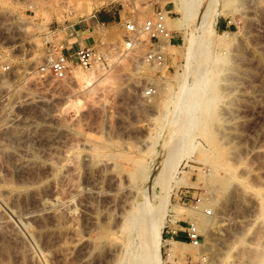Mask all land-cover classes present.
I'll return each instance as SVG.
<instances>
[{
	"label": "rangeland",
	"instance_id": "1",
	"mask_svg": "<svg viewBox=\"0 0 264 264\" xmlns=\"http://www.w3.org/2000/svg\"><path fill=\"white\" fill-rule=\"evenodd\" d=\"M179 4V0H0V161L17 169V153L28 150L34 160L43 155L42 150H49L55 157V171L40 184L41 194H58L72 207L53 237L64 241L62 244L80 241L67 256L60 248H51L46 262L42 253L47 251L43 243L48 235L43 233V242L35 243L27 234L37 230L35 221L28 220L26 231L8 213L10 221L0 226L2 264H22L23 260V264H73L84 251L89 264L106 260L115 264L121 259L130 264L134 254L148 248V241L147 236L142 238L144 242L137 238L135 230L119 229L123 217L131 215L122 200L131 191L130 203L136 209L137 202L145 200V189L157 196L154 205L162 207L167 194L168 202L160 214L163 239L159 250H146L144 264H154L157 256L158 264H264V257L259 259L261 263L253 260L256 253L264 252L260 209L264 204V0H199L191 19H184ZM160 9L169 13L167 23L175 37L165 68L145 59L146 35L132 49L124 45L125 23H142ZM213 12H218L214 30L203 32ZM94 14L101 22L100 39L107 45L103 48L107 61L90 70L75 66L65 78L44 73L41 66L63 46L68 26L91 22L92 17L96 19ZM220 22L229 26L219 28ZM193 38L195 42L203 38L210 50L203 57H193L197 72L184 75ZM222 38L226 43H221ZM213 53L221 58L218 95L209 128L203 130L199 124L183 138V145L191 149L188 152L182 145L175 146L180 142L181 122L171 129L167 117L176 115L178 109L186 110L193 101L178 108L171 100L177 91L176 96L181 95L179 86L192 85L198 71L210 66L207 63ZM80 71H93V80L80 79ZM166 83L169 86L164 91ZM149 89L151 94H147ZM200 112L196 109L194 116ZM170 138L165 147V139ZM172 148L174 152L168 153ZM207 154L215 162H205L203 155ZM168 162L174 164L170 174H159ZM101 171L105 172L102 178L98 176ZM208 176L213 178L212 188L205 181ZM96 180L103 191L112 190L111 196L97 198L87 192ZM2 186L12 190L10 195L17 198L22 210L30 206V186ZM86 200L94 202L97 226H89L83 211ZM203 219L211 220V227ZM189 222L200 226L199 246L185 238L182 229Z\"/></svg>",
	"mask_w": 264,
	"mask_h": 264
},
{
	"label": "bare ground",
	"instance_id": "2",
	"mask_svg": "<svg viewBox=\"0 0 264 264\" xmlns=\"http://www.w3.org/2000/svg\"><path fill=\"white\" fill-rule=\"evenodd\" d=\"M179 1H180V4H179L180 5V11L182 12L184 19H191V17H192L191 14L195 11V9H194L195 8V5L197 4V2L199 0H179ZM212 1H216V0H212ZM196 8H197V6H196ZM225 11L228 12L227 10H225ZM217 15H218V12H213L212 18H211L210 22L207 25L204 26V29L202 30L203 32L206 31V30H208L210 32V34H211V32L214 30V25L217 22V17H218ZM237 35L238 34H232V36H235V37ZM141 36H143V35H141ZM14 42L17 43L18 42V39L17 40L15 39ZM15 43H13V44H15ZM221 43H226V40L222 38ZM188 46L189 47L192 46V50L189 53V55H187V62L188 63H187V66H186V70L184 72V75L185 74L186 75L187 74H190V72H192V71H196L197 72L198 69L196 68V66L193 63H191L193 57L195 55H198V54L200 55V56L198 55L199 57H203L204 54H206V52L210 50V46L208 44H205V42L203 41V38H198L196 40V42H195V39L193 38V41L192 42L190 41V43H189ZM214 50H215V48H214ZM220 59L221 58H219L217 54H214L213 53V55L211 57V61L209 60L208 61L209 63H207V65L210 64V66L208 65V67H206L205 69H202V70L198 71V73H199L198 78L196 77V80H194V83H192V85L185 86V85H182L181 84L182 86L181 87L179 86L181 95L178 96L179 93L177 91L176 92V93H178L177 96H176V93H175V99L171 100V102L174 105V107H178V108L179 107L182 108V107L188 105L189 104V100H190V102L191 101L194 102V103L192 102L190 106L188 105L189 107L187 106L188 108L186 110L184 109L182 111L181 109H178L179 112H177V110H176V113L177 114L176 115L173 114L172 117L169 116L170 119H168V117H167V120H168V123L167 124H169V126H170L171 129L174 128V126L176 125L175 124L176 122H178V121L181 122V124H179L180 122L178 123L179 125H181V128H180L179 133H177V136L179 135V139H180L179 141L180 142H178V143L176 142L175 143V146H178V145H182L184 147L187 146V145H183V143L185 142L184 141L185 139L183 140V138L188 137V135L191 133V131H193L199 124L202 125V128L201 129H203V130H205L206 128H209V122L211 120V116L210 115L212 114L211 113L212 112L211 110L214 109L215 99H216V96L218 95L217 90H216V88H217L216 87V83H217V77H218L219 73L221 72V69H220V67L218 65V63H219L218 61ZM198 62H199V60H198ZM81 73L82 72L80 71V74ZM77 76H79V74H77ZM93 77H94V72L92 71V72H89V73H83V74H81L80 79L82 78L87 83H90L93 80ZM182 80L180 82H182ZM168 86H169V84L166 83L165 86L163 87V90L166 91V89H167ZM193 89H196L197 90L196 92L194 91V94L195 95L192 92ZM28 94H29V92H28ZM28 94H27V96H29ZM160 95H161V93H160ZM24 97H25V95H24ZM198 108H200L201 112H200V114H198V116H197V114H196V116H194V111L196 109H198ZM168 113L169 112L167 110V112H165L164 115H167ZM156 117L158 118V116H156ZM229 117H230V115H229ZM18 120H19V118H18ZM167 120H166V122H167ZM9 122H11V121H9ZM227 128H229V127H227ZM205 132H207V130ZM168 135H169V133H168ZM175 135L173 136L174 139L176 137ZM209 137L211 139V136H209ZM188 140L189 139H187V141ZM170 141H171V138H170V140L168 139L167 141L165 139V142L166 143H164L163 141L162 142L166 145L165 147H167L168 146V143H170ZM155 142H157V141H155ZM188 143H189V141H188ZM19 146H20V144L18 145V147L16 146V148H19ZM22 146L24 147V145H22ZM189 146H191V144L188 145V147ZM171 147H173V145H171ZM28 148L30 149V147H28ZM177 148L179 149V147H177ZM190 148H192V147H190ZM193 148H194V146H193ZM21 149L22 148H20V150ZM167 149H169V148H167ZM183 149L185 150L186 147L183 148ZM26 150H27V148H26ZM31 150H32V148H31ZM40 150H42V149H40ZM188 150H191V149L188 148ZM188 150L186 149V151H188ZM47 151H46V149L45 150H42L43 155H41V156L40 155L39 156L37 155V157L34 160H32L28 156V154H27L28 150H27V152L22 151V153H17V154L15 153L16 155H18V157H19L18 160L20 161V163L17 166V169H13L14 168L13 166H12L13 168L10 167L12 164L9 166L8 164L4 163L3 159H2V161H0V183L2 185H5V186L8 185V186H10V185L13 184V185L19 186L18 188H20V186L22 188L23 185H28V187L30 186L29 188H32V192L30 193V195H31V204H30V206L26 210H22L20 208V206H18L17 198L10 195V193H12L11 192L12 190H9L8 188H3L4 186H2V185H1L2 187L0 186V226L2 225V223H6V222H9L10 221V220L8 221V219H10V216H9L8 213H10L13 217H15L17 219L18 223L25 230H26V228L29 225L28 220L29 219H33L35 221V227L37 228V230L36 231H31V232H28L27 230L26 231H27V234L32 238V240L35 243H38V242L40 243V241L43 242V235H45V234L48 235L46 237V239H45L47 243L46 242L43 243L44 245H46L45 248H46L47 251L44 252V253H42V256H43V258H44V260L46 262H47V259H48V256H49V252H50L49 250L51 248H53V247L56 246L57 248H60L61 253L64 252L63 254L67 256V255H71L76 250V248L79 246V244H80V241H76V240H72V241H70V243L68 242L69 244H62L64 241L61 240L62 241V243H61V241H60L59 238L53 237L55 235L54 234V231L56 230V227H58L63 222L64 217L66 216L67 213H69V211L71 210L72 207L69 205V203L67 201H64V199L63 200L60 199L59 196H58V194H55V193H52V194H49V195L48 194L47 195H42L41 194V192H44V191L43 190H40V184H42L43 182H45V180H47L49 174H51V176H52L53 171H55V164H54L55 161L52 160V159H55V157L52 156L53 157L52 158L51 157V154H50V151L49 150H47ZM202 151H203V149H202ZM169 152H174V148H172L171 150H168V153ZM0 153H1V151H0ZM32 153H33V151H32ZM34 153H35V150H34ZM199 153L200 152H198V154ZM160 155H162V154H160ZM0 156H1V154H0ZM10 156H11V153H10ZM209 156H210L209 154H207V156H205V157L203 155V158H204L205 162L208 159H211V158H208ZM32 157H33V155H32ZM5 161L7 162V159ZM165 161L167 162V159L166 158H165ZM211 161H214L215 162V160H212V159H211ZM7 163L10 164L12 162H9L8 161ZM224 163H225V161H224ZM173 165H170V162L163 164L162 165L163 167L161 166L162 168L159 167V168H161V170L159 171L160 172L159 174H163V173L164 174H166V173L167 174H170L169 173L170 166H173ZM229 166L232 167V165H229ZM56 167H58V166H56ZM214 168H215V166H214ZM232 168L234 170V167H232ZM171 169H172V167H171ZM223 169H224V167H223ZM146 172H145V174H146ZM104 173L105 172H102L101 171L100 173H98V176L100 178H102L103 175H104ZM167 174H166V176H167ZM147 177L150 178V179L152 178V176H150V177L147 176ZM224 178H226V180H227V175ZM232 179H233V177H232ZM141 181H143V180H141ZM205 181H207L208 185H210V187L212 188L213 178L208 176ZM227 181H229V180H227ZM51 182H52V180H51ZM131 182H133V181H131ZM100 183H101L100 181L96 180L92 184V187L90 189H88L87 192L89 194H91V195H95L97 198H100V197H104L105 198L108 195L111 196L110 192L112 190H110V192H109V190L108 191H103L101 189V187H100ZM121 187H122V185H121ZM13 188L15 190L17 189V187H13ZM25 188H26V186H25ZM213 189H215V188H213ZM128 191H130V190H128ZM141 191H140V193H142ZM147 191L148 190H146V189L143 191V193L145 194V198H144L145 200H143V201L141 200V201H139V203L136 201L137 204H138L136 209L134 208L133 201H132V203H130L131 202L130 201V198L133 197L131 191L128 192V194L126 195V198L125 199L123 198L124 199V200H122L123 201V205L124 206H127V208L129 207V209H127V210H131V212H130L131 215H129V216L127 215L125 217L122 216L124 218V221L122 220L123 222L121 224V228H119V229L121 230V232L124 231V230H128V233H129V231L135 230L137 232L136 233V235L138 236L137 238H139L142 242H144L142 238H144V237L147 236L148 246H145V247H148V248H146V250H149L150 249V250H154V251L158 252L160 241L163 239V237H162L163 221H162V219L160 217V214L165 209V207L167 206V202H168L167 197H168V194L164 198V202H163V206H162L163 208H162L161 206H158V205H154L153 204L154 200L157 199V196L149 195ZM16 192H14V194H16ZM19 193H17V194L19 195ZM21 193H23V192H21ZM21 195H23V194H21ZM14 196H17V195H14ZM262 202H264V199L262 200ZM131 204L133 205V209H132ZM261 205H262V207L260 209H262V211L261 210L260 211L264 214V204H260V206ZM93 206H94V202L91 201V200H86L84 202V204H83V211L87 215L86 218L89 221V226H92V227L96 225L95 223L98 220L97 216L95 215V211L93 209ZM123 212H126V210L124 211V209H123ZM125 214H128V211ZM125 214H123V215H125ZM127 217H129V218H127ZM206 219H208V218H206ZM203 220H204L203 222H204V225L205 226L207 225L208 227H211L210 226L211 220H210V222L207 221V220H205V219H203ZM244 224H245V222H244ZM246 224H247V222H246ZM200 225H202V224H200ZM204 225H203V227L201 226L202 229L205 227ZM217 226H215V227H217ZM198 227H200V226H198ZM204 230H206V228H204ZM211 231L212 230H209V232H207V233L211 234ZM43 233H45V234H43ZM216 233L217 232H215L214 234H216ZM133 239H134V237H133ZM234 239H236V238L234 237ZM239 240L242 241L240 238H239ZM127 242L129 244V241H127ZM232 243H230V244H232ZM258 249H259V247H258ZM146 250L145 251H141V252H137L136 254H134L133 261H131L129 263L130 264H144L146 262L145 259L147 258V253H148V251H146ZM1 251L2 250H0V252ZM219 253H220V251H219ZM1 255H3V254H0V264H2L4 262V259H3V257ZM125 255H124V257H125ZM4 256H5V254H4ZM141 256H142V258H141ZM225 256H227V255H225ZM5 257H7V256H5ZM87 257H88V255H87L86 251H84L82 254L79 255L78 258H76L74 260L75 262L73 264H89V262L87 260ZM263 257H264V252L263 253H260V254L259 253L258 254L256 253L253 256V260L255 259L254 262L256 261V259L257 260H259V259L262 260ZM201 259L204 261L205 256L203 255L201 257ZM213 259H215L214 256H213ZM218 259H220V258H218ZM251 259H252V257H251ZM7 260L8 259H6V263H7ZM17 260H18V258H17ZM20 261H21V259H20ZM259 261H257V262H259ZM23 262H24V260H23ZM23 262H22V264H23ZM127 262H128V259H123V260L121 259V261H117L115 264H127ZM158 263H159V258L157 256V258H155L154 264H158ZM260 263H261V261H260ZM103 264H109L108 260H106Z\"/></svg>",
	"mask_w": 264,
	"mask_h": 264
},
{
	"label": "built area",
	"instance_id": "3",
	"mask_svg": "<svg viewBox=\"0 0 264 264\" xmlns=\"http://www.w3.org/2000/svg\"><path fill=\"white\" fill-rule=\"evenodd\" d=\"M93 16L97 17L96 14ZM168 17L169 13L160 9L155 11L154 16L147 18L142 23L127 21L125 23L126 35L124 38L126 49L134 48L140 43L139 37L146 35L148 49L145 53V59L155 66L165 68L168 48L175 44V37L167 23ZM99 24L101 22L98 21ZM103 48L107 49V45L100 37L97 40L95 39L93 44L83 46L70 55L63 52V46L61 45L59 51L50 55L47 62L41 66V70L56 78L67 77L75 66L90 70L94 66L107 61V54ZM151 93L152 89L147 90V94ZM206 212L211 213L209 209ZM182 230L190 244L200 245L202 234L196 223L189 222L187 227Z\"/></svg>",
	"mask_w": 264,
	"mask_h": 264
},
{
	"label": "crops",
	"instance_id": "4",
	"mask_svg": "<svg viewBox=\"0 0 264 264\" xmlns=\"http://www.w3.org/2000/svg\"><path fill=\"white\" fill-rule=\"evenodd\" d=\"M98 21L100 19L98 17L93 18L91 22H75L68 26V34L64 38L63 44V52L65 54H73L79 48L91 45L100 37V27L98 26ZM115 22H119L117 17L114 18ZM219 28L225 29L229 25L228 24H220L218 25Z\"/></svg>",
	"mask_w": 264,
	"mask_h": 264
}]
</instances>
